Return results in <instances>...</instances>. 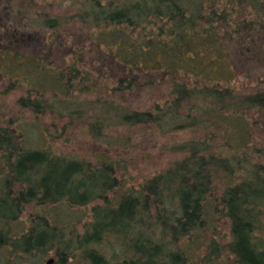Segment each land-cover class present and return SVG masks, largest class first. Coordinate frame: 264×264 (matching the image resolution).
<instances>
[{
	"label": "trees",
	"instance_id": "1",
	"mask_svg": "<svg viewBox=\"0 0 264 264\" xmlns=\"http://www.w3.org/2000/svg\"><path fill=\"white\" fill-rule=\"evenodd\" d=\"M259 5L257 14L264 11V0ZM226 14L206 8L204 0L83 1L76 17L98 28L90 39L105 52V64L127 73L116 76L109 95L140 85V74L141 79L155 71L162 80L172 77L166 101L145 110L102 94L86 98L104 72L84 68L81 57L60 66L48 57L13 51L15 59L32 65L28 74L40 72L45 78L24 87L17 100L21 109L51 113L65 123L87 121L92 138L108 147H132L129 137L109 133L117 127L160 134L189 130L194 135L164 147L182 156L135 189L119 180L122 160L56 154L32 145L0 116V250L52 251L57 264L72 259L77 264H219L222 257L233 264H264V90L236 89L226 77L230 69L225 63H219L222 78L201 69L205 55L224 52L228 33L221 37L218 28L227 24ZM216 21L223 24L214 25ZM32 22L57 28L66 20L42 15ZM247 25L248 33L264 31L260 18ZM54 77L50 88L46 81ZM19 85L18 79L10 82ZM57 202L92 204L90 220L80 226L79 218L71 225H53L36 214L27 231L12 238L11 224L25 206ZM220 223L227 230L223 242L218 239ZM110 237L116 244L109 242L107 256L100 244ZM197 241L205 247L195 263L188 248Z\"/></svg>",
	"mask_w": 264,
	"mask_h": 264
},
{
	"label": "rangeland",
	"instance_id": "2",
	"mask_svg": "<svg viewBox=\"0 0 264 264\" xmlns=\"http://www.w3.org/2000/svg\"><path fill=\"white\" fill-rule=\"evenodd\" d=\"M83 1L0 0V55H3L5 51L9 53L7 58L0 56L1 120L3 123L11 121L12 128L21 131L32 145L49 147L56 154L88 160H94L96 156L102 155L122 160L125 169L124 175L119 180H122L123 187L136 189L145 178L167 168L174 160L182 156L164 147L191 138L194 133L183 130L160 134L156 130L141 127L129 129L117 127L109 133L115 137H129L132 147L126 149L108 147L92 138L88 132L87 121L76 120L67 123L66 120L65 123V119L60 120L51 113L36 115L17 105L18 98L25 94L24 87L33 83L32 81L43 83L45 78L41 77L40 72L36 75L28 74L32 71V65L24 63L21 58L15 59L11 56L15 50L24 55L48 57L60 66H66L72 58L81 57L84 60H82L84 68L92 73L104 72L103 78L98 80V87L93 92L87 93L86 98L102 94L113 98L116 103L136 110H145L154 104H163L168 98L171 87L167 80L171 76H165L162 80L156 75L157 71L154 72L156 74L153 77L147 75L142 79L140 74V81L137 80L140 85L127 87L109 95L112 93L111 87L117 84L116 76L123 74L125 76L127 73H124L120 67L115 66L116 68L112 69L110 65L105 64V52L96 47L90 39L98 28L83 23L76 17ZM259 3L260 0H251L250 6H246L237 0H204L206 8L226 10L227 24L216 21L214 25L223 24L218 28V33L222 37V33L226 31L228 35H224V52L205 55L201 69L222 78L224 75L219 69V63H225L230 69L226 72V77L236 89L242 91L264 90V31L247 32L250 29L247 22L258 18L264 21V11L256 13V9L260 7ZM42 15L58 17L66 22L57 28L43 27L32 22L33 19ZM243 23H246V26ZM15 79L19 80L20 85L10 86V82L12 83ZM55 80L54 77L46 81V85L54 88ZM63 123L67 126H63ZM17 131H15L16 134ZM256 131L259 135V128ZM15 139L19 140L17 136ZM114 193L118 195L119 191L115 190ZM91 206L92 204L71 207L64 202L50 203L47 206L31 203L25 206L20 217L11 224V236L14 239L26 232L31 225V219L36 214L45 215L53 225L66 223L71 225L79 218L80 226L84 221L90 220ZM218 229L221 230L218 239L223 242L221 235L227 232L225 225L220 223ZM109 242L116 244V239L110 237L109 241L104 240L100 244L107 256L110 253ZM204 247L201 241H197L188 248L195 263L203 254ZM11 250L6 248L0 250V264H47V261H49L48 264H57L52 251L46 255L37 253L32 255L24 254L17 249ZM76 262L79 261L72 259L67 264H77ZM219 264L233 263L231 259L222 257Z\"/></svg>",
	"mask_w": 264,
	"mask_h": 264
},
{
	"label": "water",
	"instance_id": "3",
	"mask_svg": "<svg viewBox=\"0 0 264 264\" xmlns=\"http://www.w3.org/2000/svg\"><path fill=\"white\" fill-rule=\"evenodd\" d=\"M49 263V261H47V264Z\"/></svg>",
	"mask_w": 264,
	"mask_h": 264
}]
</instances>
